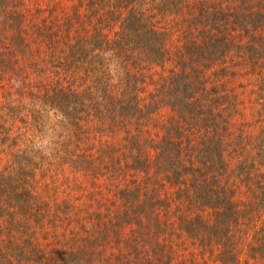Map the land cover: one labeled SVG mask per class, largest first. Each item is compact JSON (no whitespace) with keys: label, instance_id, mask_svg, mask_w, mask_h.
<instances>
[{"label":"trees","instance_id":"16d2710c","mask_svg":"<svg viewBox=\"0 0 264 264\" xmlns=\"http://www.w3.org/2000/svg\"><path fill=\"white\" fill-rule=\"evenodd\" d=\"M59 2L64 12L62 23L50 32L46 24L40 30L35 23L34 34L27 31L28 35L24 27L26 13L22 11L25 0H0V25L9 31V34L1 33L6 37L0 39V82L8 73L24 76L20 67H30L29 63L31 67L38 66L35 68L38 70H31L40 77L53 73L60 80L70 81L75 75L81 79L79 84H63L52 77L48 82H38L33 90L30 89L35 84L24 80L20 85L25 91L30 90L27 95L17 91L14 102L9 100L0 106L4 109L0 113V136L3 130L10 135L4 126L9 118L20 115L32 118L34 128L43 134L53 131V128L46 129L43 119L56 118L60 124L53 126L66 132H62L61 141H56L60 145L54 148V158L65 161L76 156L70 147H78L74 143L75 137L78 141L81 139L77 136L78 130L84 131L80 124L83 115L106 128L125 127L127 123L138 125L143 121L144 124L160 108H168L173 116L161 125L163 134L154 146L157 153L154 174L163 173L170 184L178 185L188 205L196 209L193 217L183 221L184 231L217 245L220 264H237L238 250L232 229L241 225L240 220L249 214L250 221H259L264 216V120L254 138L256 147L251 158L260 159L257 168L251 165L249 169L251 163L239 160L230 162L228 137L234 104L226 80L236 72L229 68L228 60L236 53L240 61L231 62L236 67L244 62L252 72L264 69V0ZM173 33H179L180 40L170 49L167 40ZM28 37L35 40L31 42ZM37 39L44 50L37 51L32 45ZM166 63L171 64L168 73L153 78L155 73L151 68ZM25 78L28 77L25 75ZM141 86L153 88L143 106L138 103ZM259 98L260 108L264 110V85ZM188 132L197 138L198 146L193 142L185 150H192L186 165L182 162V151L173 152L171 147L176 145L172 138L182 145V138ZM131 133L126 130L125 139L136 147L135 135ZM3 137L1 144L10 141L8 136ZM32 150L26 147L11 152L13 172L5 182L8 189L0 187V217L8 234L19 233L17 226L21 221L28 222L35 215L31 198L24 196L29 179L38 168L33 161L39 151ZM130 150L129 156L133 152ZM110 151L105 157L112 161L115 150ZM118 151L122 159V152ZM142 158L136 153L132 159ZM84 162L90 168L93 165L91 158ZM252 170L255 177L258 176L255 170L259 171L261 181H255V188L246 184L247 202H242L240 208L236 183L252 181L254 178L249 173ZM142 173L151 177L147 171ZM114 175L109 174L111 178ZM203 213L210 215L209 222ZM84 254V250H79L69 256L82 255L84 259Z\"/></svg>","mask_w":264,"mask_h":264},{"label":"rangeland","instance_id":"374dc122","mask_svg":"<svg viewBox=\"0 0 264 264\" xmlns=\"http://www.w3.org/2000/svg\"><path fill=\"white\" fill-rule=\"evenodd\" d=\"M59 3V0H25L22 7L26 13L25 34H34L32 25L35 23L40 30L46 24L48 32L60 25L64 12ZM1 33L9 34V31L6 32L0 25V39L5 38ZM178 36L179 33H173L168 37L170 49L179 43ZM28 39L31 42L35 40ZM32 45L37 51L45 49L38 39ZM238 56L232 53V57H229L231 61L228 60L229 68L236 73L226 80L234 104L228 137L230 153L227 156L232 163L238 160L251 163L248 168L252 169L251 165L257 168L260 162V159L251 158L256 147L254 138L264 120V110H261L259 101L264 85V69L257 68L259 71L252 72L244 62L240 63L242 67H236L231 62H239ZM29 66L20 67L27 79L25 75H12L17 73H8L3 77L0 82V106L8 104L9 100L14 102L17 97L15 92H25L26 96L30 90L38 87V82H48L52 77L63 84L81 83L77 75L70 81L65 78L60 80L53 73L47 77L41 74L40 77L31 70H38L35 69L38 66L31 67L30 63ZM170 69L171 64L166 63L162 67H152L151 72L155 73L153 78L157 79V74L166 75ZM24 80L35 84L28 92L20 85ZM140 88L138 103L143 106L148 101V92L153 88ZM0 113H4V109L0 108ZM172 116L168 108L162 107L144 124L140 121L138 125L127 123L125 127L106 128L92 117L83 115L80 124L84 131L78 130L77 136L81 139L78 141L75 137L74 143L78 147H70L76 156L65 161L54 158V148L60 145L56 141H61L62 132H66V129L57 128L60 123L56 118L43 119V124L47 123L46 129L53 128L47 134L36 130L32 118H24L25 115L4 121L10 135L3 130L0 141L3 136H8L10 141L0 143V187L7 188L6 179L13 172L11 152L29 147V150L33 148L32 151H39V154L33 161L38 168L29 179L28 192L24 195L31 198L34 206L32 213L35 215L28 222L21 221L17 226L19 233L13 234L6 233L5 221L0 217V264H220L217 245L208 244L207 239L192 237L184 231L183 221L197 212L188 205L186 195L178 189V185L170 184L163 173L154 174L157 168L154 146L163 134L161 125ZM55 124L57 127L53 126ZM126 130L135 135L136 147L131 140L125 139ZM193 137L186 133L182 145L172 138L176 144L173 145L175 148L171 147L172 151H182V162L186 165L187 155H191L192 150H185H189L193 142L198 146L197 138ZM130 148L133 152L129 156ZM110 150H115L112 161L105 157ZM118 150L122 152L124 163ZM136 153L140 158L142 155L140 161L132 159ZM90 158L93 159L91 168L84 162ZM143 170L151 177L144 176ZM258 170L262 169L259 167ZM258 170H255L258 178L253 176L252 170L249 171L250 178H254L252 181L236 183V199L240 208L242 202H247L249 187L246 184L255 188V181H261ZM111 173L115 174L112 178L109 176ZM202 216L206 222L210 221L208 213ZM240 221L241 225L232 229L238 250L237 264H264V216L259 221H250L249 214ZM79 250L85 251L84 259L82 255L69 256Z\"/></svg>","mask_w":264,"mask_h":264}]
</instances>
